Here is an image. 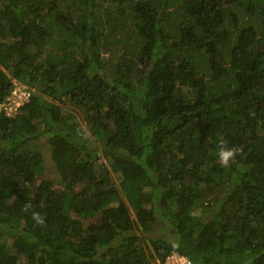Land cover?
I'll return each instance as SVG.
<instances>
[{"label": "trees", "instance_id": "16d2710c", "mask_svg": "<svg viewBox=\"0 0 264 264\" xmlns=\"http://www.w3.org/2000/svg\"><path fill=\"white\" fill-rule=\"evenodd\" d=\"M16 82L0 264H264V0H0V103Z\"/></svg>", "mask_w": 264, "mask_h": 264}, {"label": "built area", "instance_id": "2783aa9c", "mask_svg": "<svg viewBox=\"0 0 264 264\" xmlns=\"http://www.w3.org/2000/svg\"><path fill=\"white\" fill-rule=\"evenodd\" d=\"M16 83L6 99L0 103V111L6 115L11 114L17 109L30 95V90ZM158 264H192L190 259L174 250L164 256Z\"/></svg>", "mask_w": 264, "mask_h": 264}, {"label": "clouds", "instance_id": "9594fccd", "mask_svg": "<svg viewBox=\"0 0 264 264\" xmlns=\"http://www.w3.org/2000/svg\"><path fill=\"white\" fill-rule=\"evenodd\" d=\"M242 151L239 147H228L224 140L218 142V160L221 167L228 168L231 166V163L235 160L236 156ZM30 205H25V210L30 208ZM32 218L37 224H44V217L39 213H32Z\"/></svg>", "mask_w": 264, "mask_h": 264}, {"label": "rangeland", "instance_id": "374dc122", "mask_svg": "<svg viewBox=\"0 0 264 264\" xmlns=\"http://www.w3.org/2000/svg\"><path fill=\"white\" fill-rule=\"evenodd\" d=\"M22 86L23 87H27L25 84L22 85ZM40 151L42 153L44 162L47 164V166H49L50 161H49L48 150L46 148V145H41L40 146ZM48 168H50V167H48ZM206 196L213 197L212 195H208V194ZM199 209H200L199 207H195L194 210H193V213L200 214L201 211H199ZM172 233H173V229L170 228V227H166V223L161 221V220H156L154 225L149 229V231H147V234L150 237H153V238L154 237H160V238H164V239H167V240H170V239L173 238L172 237Z\"/></svg>", "mask_w": 264, "mask_h": 264}]
</instances>
